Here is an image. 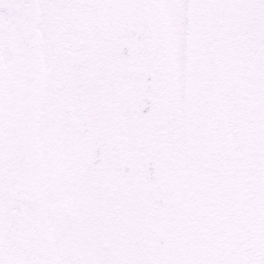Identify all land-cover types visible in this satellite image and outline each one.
Wrapping results in <instances>:
<instances>
[{"label": "snow or ice", "instance_id": "snow-or-ice-1", "mask_svg": "<svg viewBox=\"0 0 264 264\" xmlns=\"http://www.w3.org/2000/svg\"><path fill=\"white\" fill-rule=\"evenodd\" d=\"M0 264H264V0H0Z\"/></svg>", "mask_w": 264, "mask_h": 264}]
</instances>
